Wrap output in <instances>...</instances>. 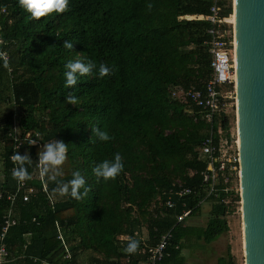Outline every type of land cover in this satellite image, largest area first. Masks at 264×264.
Masks as SVG:
<instances>
[{"label": "trees", "instance_id": "obj_1", "mask_svg": "<svg viewBox=\"0 0 264 264\" xmlns=\"http://www.w3.org/2000/svg\"><path fill=\"white\" fill-rule=\"evenodd\" d=\"M213 5L214 0H69L64 13L37 20L29 18L18 0H0V229L8 195L19 182L12 176L17 162L11 156L31 158L30 164L25 162V181L37 186L38 150L55 139L67 144L61 174L53 180L44 175L49 193L58 198L54 209L43 193L16 203L19 221L8 245L14 258H25L14 264H40L31 257L54 264H140L146 260L141 242L128 254L123 251L127 243L118 239L137 230L150 237V244L171 230V255L159 264H184L182 252L191 235L212 244L229 231L221 202L226 194L207 196L203 173L209 163L200 150L211 127L216 143L220 128L230 136L231 118L222 109L209 125L198 108H186L170 96L174 87L203 89L210 79L208 31L213 25L180 17L208 16ZM231 15L232 2L223 3L220 18ZM65 41L72 42L71 50L63 48ZM76 59L103 62L109 74L100 78L94 69L65 87L64 65ZM67 96L77 97L76 102L67 103ZM93 128L110 139L99 141ZM28 133L38 134L39 145L31 144ZM116 153L121 172L106 182L97 179L92 169ZM73 171L81 173L88 188L80 200L53 191ZM178 185L193 194L173 197L178 206L160 217V202ZM207 201L218 204L204 228L177 224L184 205L195 216ZM57 223L71 247L70 260L62 257ZM217 264L237 263L228 252Z\"/></svg>", "mask_w": 264, "mask_h": 264}, {"label": "built area", "instance_id": "obj_2", "mask_svg": "<svg viewBox=\"0 0 264 264\" xmlns=\"http://www.w3.org/2000/svg\"><path fill=\"white\" fill-rule=\"evenodd\" d=\"M232 2L234 0H214V5L211 7V14L208 16H183L180 20H205L210 22L213 27L208 31L211 40L208 43L209 53L212 57L211 67L212 74L210 79L206 82L203 89L197 88L195 85L189 87H174L170 91V96L174 101L184 105L186 108L192 109L196 107L200 110L201 118L207 124L212 125L216 116L222 109H228L229 106H237V91H236V57H235V32L234 26L230 23V18L221 19L220 13L222 4L225 2ZM1 42V41H0ZM223 129L218 130L220 137L219 142L216 143V133L213 128L210 129L209 137L204 141L201 147V155L208 160V167L203 173V181L208 197L219 198V191L226 194V197L221 202L226 205L231 201L234 193L231 187L232 182L236 179L240 181V145L238 135H234L231 131L230 136H225ZM31 142H35L34 146L39 145L38 134L32 135L28 133L26 136ZM18 145L16 148H18ZM40 165L38 166V176L35 181L36 185H28L25 180L19 181L16 191L8 195L10 205L3 216V223L0 229V264H14L17 259H24L21 255L14 258L10 252L8 245V236L11 229L18 224V213L16 210V203L20 199L23 202H29L32 198H38L40 193L46 195L51 209H54L58 202L55 195L49 193L48 185L45 176L41 174ZM4 183V177H0V184ZM222 184L223 189L218 186ZM193 194L190 188L178 185L172 188L169 192V198L166 202H160L159 216L164 217L165 211L175 209L178 205L174 203L173 197L184 198ZM3 192L0 185V198ZM194 210L184 205L182 212L176 216L177 224H184L188 218L193 216ZM58 232V240L63 247V259L70 260L72 257L71 247L64 236V233L59 224H56ZM145 233L137 230L133 236L120 235L119 242L123 245L128 243L131 239L140 241L143 246V254L146 260L140 264H159L165 258L170 257L168 249L173 246L172 231L162 233L159 237L152 239L155 244H150V237ZM176 249L179 245L175 246ZM34 262L40 264H54L46 260H41L36 257H31Z\"/></svg>", "mask_w": 264, "mask_h": 264}, {"label": "water", "instance_id": "obj_3", "mask_svg": "<svg viewBox=\"0 0 264 264\" xmlns=\"http://www.w3.org/2000/svg\"><path fill=\"white\" fill-rule=\"evenodd\" d=\"M245 264H264V0H234Z\"/></svg>", "mask_w": 264, "mask_h": 264}, {"label": "clouds", "instance_id": "obj_4", "mask_svg": "<svg viewBox=\"0 0 264 264\" xmlns=\"http://www.w3.org/2000/svg\"><path fill=\"white\" fill-rule=\"evenodd\" d=\"M69 0H18V5L29 14L30 19L44 18L50 14L64 13L68 7ZM151 8V4H148ZM63 48L72 49V42L65 41ZM63 72L65 87H71L77 84V80L88 74H92L95 69L97 77H104L109 74L110 69L103 63L95 64L91 60L81 61L79 59L70 60L64 65ZM77 97L67 96L65 101L69 104H74ZM94 135L99 141H108L110 139L107 132L93 128ZM34 144L35 142H31ZM67 144L62 140L55 139L54 141L44 143L37 152L38 162L42 175H47L49 180H53L60 175V166L66 160ZM13 161L17 162V166L12 170V176L18 181H23L28 177V172L25 162L31 163V158L24 154L14 153L11 156ZM123 169V164L119 153L114 154L111 160H103L92 169V173L97 179H103L105 182L115 177ZM61 196L68 195L76 200H80L88 193V188L85 185L84 177L79 171H73L71 178L67 182H57V186L53 189ZM138 249V241L131 239L127 243L123 251L128 254H133Z\"/></svg>", "mask_w": 264, "mask_h": 264}, {"label": "rangeland", "instance_id": "obj_5", "mask_svg": "<svg viewBox=\"0 0 264 264\" xmlns=\"http://www.w3.org/2000/svg\"><path fill=\"white\" fill-rule=\"evenodd\" d=\"M230 22L233 23V15ZM227 113L231 118V131L236 135V107L229 106ZM0 177H2V174H0ZM231 187L234 195L230 197L231 201L229 200V203L225 205L229 231L212 244H206L203 240H198L195 234L191 235L186 240L182 252V258L185 259L184 264H217L218 258L226 256L228 252L235 256L237 264H245L240 181L235 179ZM237 195L240 197L239 201H235ZM214 204L218 203L216 201L203 203L200 213L188 218L187 222L184 223L185 226L204 228L215 208ZM180 264L182 263L180 262Z\"/></svg>", "mask_w": 264, "mask_h": 264}, {"label": "bare ground", "instance_id": "obj_6", "mask_svg": "<svg viewBox=\"0 0 264 264\" xmlns=\"http://www.w3.org/2000/svg\"><path fill=\"white\" fill-rule=\"evenodd\" d=\"M231 23V22H230ZM234 27H235V17H234V11H233V23H231ZM235 34V33H234ZM236 110H237V106H236ZM236 116H237V111H236ZM237 119H236V125H237ZM237 135H238V140H239V134H238V130H237ZM240 141V140H239ZM244 225V224H243ZM243 241H244V237H243ZM244 254H245V244H244Z\"/></svg>", "mask_w": 264, "mask_h": 264}, {"label": "crops", "instance_id": "obj_7", "mask_svg": "<svg viewBox=\"0 0 264 264\" xmlns=\"http://www.w3.org/2000/svg\"><path fill=\"white\" fill-rule=\"evenodd\" d=\"M171 264V263H170ZM173 264V263H172Z\"/></svg>", "mask_w": 264, "mask_h": 264}]
</instances>
